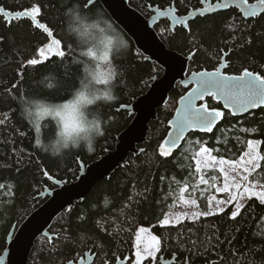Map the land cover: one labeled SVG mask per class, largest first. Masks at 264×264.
<instances>
[{
  "label": "trees",
  "instance_id": "1",
  "mask_svg": "<svg viewBox=\"0 0 264 264\" xmlns=\"http://www.w3.org/2000/svg\"><path fill=\"white\" fill-rule=\"evenodd\" d=\"M88 1L0 0V6L10 12L36 8V18L59 41L63 53L40 57L39 51L48 43V36L29 19L7 22L0 16V254L6 248L11 229L44 202L40 194L46 188H54L47 177L73 181L80 164L88 165L112 150L116 136L131 120L120 107L144 94L151 78L162 73L157 65L145 61L127 38L128 49L114 57L120 70L114 85L117 99L97 106L105 118V127L94 151L89 153L81 148L53 158L37 149L34 130L20 115L17 98L30 95L59 101L76 87L80 67L74 63V57L78 52L65 34L64 12L73 5H79L87 13L104 11L98 3L87 6ZM129 3L148 17L149 7L166 8L173 4L182 15L196 9L199 0H129ZM156 31L168 49L183 56L193 53L189 72L214 70L225 56L224 73L238 76L248 70L264 77V13L244 20L237 10L230 9L196 18L189 23L188 31L179 27L171 32L167 21H162ZM31 59L37 60V64L30 65ZM48 74L57 78L52 89L42 83ZM186 91L177 86L167 104L159 109L140 155L130 156L127 165L98 182L83 202L54 221L50 233L55 237L51 242L38 239L29 264H67L87 253L95 256L94 264L132 259L135 233L141 227L149 228L157 237V257L170 260L175 256L173 264H264V203L255 199H250L235 217L228 208L176 226L158 225L167 211L177 208L183 189L201 210H207V199L222 177L217 170H204L201 175L206 183L192 182L196 175L194 154L202 146L216 158L235 162L250 140L258 141L262 158L250 180L264 185V108L234 118L211 97L206 98L203 103L209 109L222 112L215 130L211 134L191 133L169 157L160 153L169 130L168 122Z\"/></svg>",
  "mask_w": 264,
  "mask_h": 264
},
{
  "label": "water",
  "instance_id": "2",
  "mask_svg": "<svg viewBox=\"0 0 264 264\" xmlns=\"http://www.w3.org/2000/svg\"><path fill=\"white\" fill-rule=\"evenodd\" d=\"M96 3L103 8L109 18L131 40L133 47L144 57V60L154 63L162 70V75L159 78H151L148 89L144 94L135 98L129 105L120 107V110L128 113L131 120L128 127L116 136L112 150L107 151L88 165L80 164V171L73 181H57L47 177L55 188H46L40 194V197L45 200L44 203L26 217L19 226H14L11 229L7 236L6 248L0 254V264H29L31 253L38 239L42 237L51 242L55 237L50 233V230L58 217L64 212L74 209L77 203L83 202L98 182L108 179L116 169L127 165L130 156L136 157L144 151L142 146L147 142L150 125L157 120L159 109L167 104L170 95L177 86L187 91L178 99L175 112L168 122L169 130L159 149L163 156L169 157L181 148L191 133L211 134L220 124L222 115L208 128L186 127L174 145L167 143L170 136H176L179 122L187 115V109L181 98H186L190 92L198 87L199 74L215 72L219 69L221 76L232 75L224 73L226 67L225 56L222 57L220 65L214 70L189 72V64L193 53L183 56L168 49L155 29L162 21L169 23L171 32L179 27L188 31L189 23L196 18L230 9L237 10L244 20L255 19L264 13V3L261 0L252 2L249 0H243V2L241 0H217L213 4L211 0H201L202 8L190 10L185 15H178L173 4L166 8L155 6L149 7L150 15L148 17L143 16L133 8L129 0H89L87 6ZM253 8L254 14L252 12ZM37 11L10 12L0 6V16L4 17L7 22L29 19L35 27L48 36L49 41L43 49L46 58L58 56L61 53L60 43H57L58 40L52 34L49 35L51 31L45 25V28L48 29L47 32L39 27L42 23L36 18ZM209 97L220 104L234 118L244 117L264 108V105H258L255 108H249L246 112L237 111L232 107L231 102L226 101L225 96L218 92L205 94L193 102V107H205L208 111L213 112L220 111L209 109L203 103ZM94 258V255L91 256L90 253H87L84 258H80L76 262L70 261L68 264H93ZM128 262L129 258H125L123 261H118L117 264H127ZM174 262L175 256L170 260H165L164 256H160V264H173Z\"/></svg>",
  "mask_w": 264,
  "mask_h": 264
},
{
  "label": "clouds",
  "instance_id": "3",
  "mask_svg": "<svg viewBox=\"0 0 264 264\" xmlns=\"http://www.w3.org/2000/svg\"><path fill=\"white\" fill-rule=\"evenodd\" d=\"M65 34L74 42L80 67L76 87L66 99L22 95L17 98L20 115L35 133V146L53 157L83 148L91 153L104 134L105 118L97 106L117 99L115 82L120 70L114 57L129 47L126 35L102 10L87 13L79 5L64 12ZM57 78L48 74L43 85L52 89Z\"/></svg>",
  "mask_w": 264,
  "mask_h": 264
},
{
  "label": "rangeland",
  "instance_id": "4",
  "mask_svg": "<svg viewBox=\"0 0 264 264\" xmlns=\"http://www.w3.org/2000/svg\"><path fill=\"white\" fill-rule=\"evenodd\" d=\"M41 50L39 51V56L46 57L44 52L41 54ZM161 75L162 73L156 77L159 78ZM249 142L255 144V148L250 149L247 146L246 151L235 162L216 158L210 149L202 146L194 154L196 175L192 182L196 185L205 184L206 180L201 175L204 170H217L222 177L221 183L214 185V193L207 199V210H201L197 201L187 197L184 194L185 189H183L177 202V208L167 211L158 225L176 226L184 221H192L200 217L222 213L228 208L231 209V216L235 217L250 199L264 203V185L253 183L250 180L251 174L258 168L262 158L259 153V142L255 140H250ZM157 255V237L152 234L149 228H139L135 233L133 258L130 264H143L147 260L154 263L158 259Z\"/></svg>",
  "mask_w": 264,
  "mask_h": 264
},
{
  "label": "snow or ice",
  "instance_id": "5",
  "mask_svg": "<svg viewBox=\"0 0 264 264\" xmlns=\"http://www.w3.org/2000/svg\"><path fill=\"white\" fill-rule=\"evenodd\" d=\"M243 2V0H241ZM264 3V0H261ZM37 9H33V12ZM254 14V8L252 9ZM45 32L48 31L43 24L39 25ZM52 33H49L51 35ZM59 43V41H57ZM43 54V50H41ZM62 56L63 53H60ZM30 65H36L37 60L31 59ZM198 87L188 94L182 101L187 109L185 115L178 124V132L175 137H169L167 143L174 145L179 139L180 134L186 127L208 128L213 122L222 115L220 111H208L205 107L195 108L193 102L205 94L221 93L226 101H230L232 107L237 111H247L249 108H255L258 105H264V77L254 75L245 70L240 76H221L219 69L215 72H203L199 74L197 81ZM227 106V104H226ZM250 149L255 148V144L249 142Z\"/></svg>",
  "mask_w": 264,
  "mask_h": 264
},
{
  "label": "flooded vegetation",
  "instance_id": "6",
  "mask_svg": "<svg viewBox=\"0 0 264 264\" xmlns=\"http://www.w3.org/2000/svg\"><path fill=\"white\" fill-rule=\"evenodd\" d=\"M215 2V0H211V3L213 4ZM202 3H201V0H199V4H198V7L196 8V9H199V8H202ZM193 10V9H192ZM190 11V10H189ZM188 11V12H189ZM178 12V11H177ZM187 12V13H188ZM187 13H185V14H187ZM185 14H182V15H185ZM178 15H180L179 13H178ZM158 259L154 262V263H151L150 261H146V262H143V264H160V257H157ZM124 260V259H123ZM123 260H116L113 264H117V262L118 261H123ZM131 260L132 259H129V262L127 263V264H130L131 263ZM105 264H109V263H105Z\"/></svg>",
  "mask_w": 264,
  "mask_h": 264
}]
</instances>
